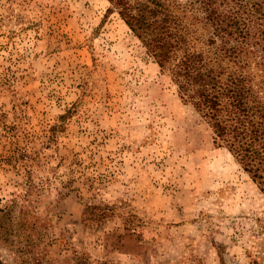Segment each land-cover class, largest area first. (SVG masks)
Segmentation results:
<instances>
[{"label": "rangeland", "instance_id": "obj_1", "mask_svg": "<svg viewBox=\"0 0 264 264\" xmlns=\"http://www.w3.org/2000/svg\"><path fill=\"white\" fill-rule=\"evenodd\" d=\"M212 136L109 0H0L4 264H264Z\"/></svg>", "mask_w": 264, "mask_h": 264}, {"label": "trees", "instance_id": "obj_2", "mask_svg": "<svg viewBox=\"0 0 264 264\" xmlns=\"http://www.w3.org/2000/svg\"><path fill=\"white\" fill-rule=\"evenodd\" d=\"M109 2L264 191V0Z\"/></svg>", "mask_w": 264, "mask_h": 264}]
</instances>
